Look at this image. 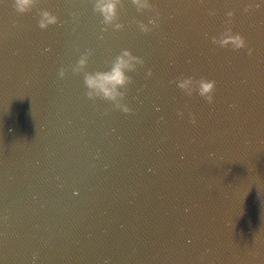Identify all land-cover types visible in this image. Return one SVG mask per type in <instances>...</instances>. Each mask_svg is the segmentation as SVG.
Instances as JSON below:
<instances>
[{"label":"water","instance_id":"water-1","mask_svg":"<svg viewBox=\"0 0 264 264\" xmlns=\"http://www.w3.org/2000/svg\"><path fill=\"white\" fill-rule=\"evenodd\" d=\"M150 3L123 0V29L101 32L92 0H0V264H264V2ZM225 27L252 55L211 43ZM86 49L88 72L145 61L130 113L86 98ZM188 76L216 82L211 105L169 83Z\"/></svg>","mask_w":264,"mask_h":264},{"label":"clouds","instance_id":"clouds-1","mask_svg":"<svg viewBox=\"0 0 264 264\" xmlns=\"http://www.w3.org/2000/svg\"><path fill=\"white\" fill-rule=\"evenodd\" d=\"M132 6L135 7L138 13L145 11H155L150 0H129ZM38 3V0H13L14 12L18 15L29 13ZM123 8V0H92V12L101 17V24L105 27L101 32L107 31L110 27L113 31H120L124 25L119 21L118 9ZM249 9L245 7L244 11ZM37 26L41 30L47 29L49 26L59 23L58 17L47 10H39ZM73 19L76 14L73 13ZM159 16V13H156ZM209 15H215L214 11H210ZM227 17L233 16L232 11L226 13ZM141 33H149L153 28L159 27L155 18H149L147 24L136 22ZM229 20L228 24L230 25ZM151 25L152 27H149ZM211 43L218 48H231L233 51H238L247 48V54L252 55L253 50L247 46V42L239 33H233L231 27H225L224 31L218 36L211 38ZM79 51V49H77ZM94 54L92 49H86L80 54L78 60L71 66L73 75L83 74V83L86 88L85 96L88 100L95 101L97 99L108 102L113 110H119L122 113L128 114L132 109L124 102L128 94L129 86L133 83V77L129 73H135L140 67L144 66L145 61L138 56H134L129 50H122L118 55L107 61V70L104 71H86L89 58ZM68 69L60 68L58 76L63 79L66 76ZM152 76L151 69L146 72V78ZM169 83L175 86L184 93L187 97H192L194 94L203 98V100L212 104L215 93V81L208 80L204 77L196 79L194 77H177ZM107 114V113H105ZM178 117H183L182 111H177ZM191 116V114H190ZM190 123L195 124L194 116H191ZM214 155L213 153L209 154ZM108 264V261H105Z\"/></svg>","mask_w":264,"mask_h":264}]
</instances>
